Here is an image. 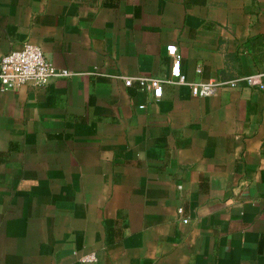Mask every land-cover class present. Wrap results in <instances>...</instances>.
<instances>
[{
    "label": "crops",
    "instance_id": "1",
    "mask_svg": "<svg viewBox=\"0 0 264 264\" xmlns=\"http://www.w3.org/2000/svg\"><path fill=\"white\" fill-rule=\"evenodd\" d=\"M25 42L75 74L0 88V264H264V91L122 78L261 70L264 0H0Z\"/></svg>",
    "mask_w": 264,
    "mask_h": 264
},
{
    "label": "built area",
    "instance_id": "2",
    "mask_svg": "<svg viewBox=\"0 0 264 264\" xmlns=\"http://www.w3.org/2000/svg\"><path fill=\"white\" fill-rule=\"evenodd\" d=\"M167 54L172 58L170 76L168 78L126 76L124 84L131 85L135 80L141 89L150 90L155 98L162 94L164 83L188 84L191 94L204 97L212 95L219 88H238L245 86L264 91V65L255 73L237 76L231 79H210L187 83L181 70V54L175 45L166 47ZM199 71V70H197ZM75 74L68 69L55 67L48 61L41 48L33 43L25 42L21 47L0 55V88L1 90L13 89L22 84H30L34 87L45 85L52 78H65ZM77 74V73H76ZM140 107H143L140 105ZM180 212L181 209H178ZM183 222H187L183 219ZM82 261H95L94 254L84 255Z\"/></svg>",
    "mask_w": 264,
    "mask_h": 264
}]
</instances>
